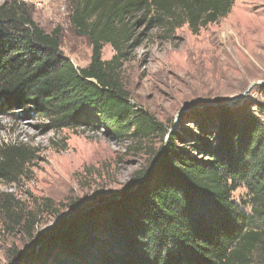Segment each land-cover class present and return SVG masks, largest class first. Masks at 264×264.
I'll return each mask as SVG.
<instances>
[{
  "label": "trees",
  "instance_id": "obj_1",
  "mask_svg": "<svg viewBox=\"0 0 264 264\" xmlns=\"http://www.w3.org/2000/svg\"><path fill=\"white\" fill-rule=\"evenodd\" d=\"M233 0H68L69 23L88 39L90 62L75 67L61 29L47 33L23 0L0 1V109H30L54 129L99 126L117 140L167 137L116 199L62 221L56 235L16 264H264V125L243 109L192 110L193 130L169 133L131 103L121 70L145 25L172 39L225 18ZM135 38V39H134ZM109 45L113 56L103 61ZM164 143V142H163ZM30 162L26 146H0V181L14 183ZM249 193V211L231 200ZM104 202V201H103ZM13 210L6 209L10 215ZM18 225L31 237L30 213ZM31 246V248H32ZM30 248V249H31Z\"/></svg>",
  "mask_w": 264,
  "mask_h": 264
},
{
  "label": "rangeland",
  "instance_id": "obj_2",
  "mask_svg": "<svg viewBox=\"0 0 264 264\" xmlns=\"http://www.w3.org/2000/svg\"><path fill=\"white\" fill-rule=\"evenodd\" d=\"M23 1L47 33L60 27L64 57L75 67H87L91 46L71 28L68 0ZM136 36L121 70L122 83L131 103L163 127L173 129L177 118L176 131L181 126L194 131L192 107H223L241 95L242 102L226 108L239 107L264 125V86L248 90L264 82V0H233L225 18L196 35L183 26L165 40L160 31L140 24ZM113 54L105 45L101 58L108 61ZM48 124L30 109H0V146L16 143L30 149L24 175L14 183L0 181V264H14L10 254L31 251L34 237L50 234L74 214L116 199L147 167L149 153L162 144L165 149L167 141V136H153L140 143L120 142L97 125L72 131ZM231 200L249 211L245 187ZM6 209L13 211L7 215ZM26 213L34 224L31 237L28 228L18 225Z\"/></svg>",
  "mask_w": 264,
  "mask_h": 264
},
{
  "label": "water",
  "instance_id": "obj_3",
  "mask_svg": "<svg viewBox=\"0 0 264 264\" xmlns=\"http://www.w3.org/2000/svg\"><path fill=\"white\" fill-rule=\"evenodd\" d=\"M253 86L262 87V86H264V82H262V83H257V84H252V85L249 87L248 90H250ZM243 99H244V95H241V96L235 98L234 100H232L231 102H229L228 104L221 105V106H223V107H234V106H237L240 102H242ZM198 108H199V107H192L191 109H192V110H197ZM184 112H185V111H181V112H179L178 115H177V117H178L180 114H183ZM177 120H178V119L176 118L174 128L170 131V133H172V132L175 130V128H176V126H177ZM168 136H169V135H168ZM168 136H167V137H168ZM162 151H164V149H163ZM105 202H106V201H105ZM105 202H104V203H105ZM104 203H102V204H104ZM97 205H99V203L93 205L92 207H89L88 209H86V210H84V211H80V212L74 214L73 217H72L71 219L75 218V217L78 216L79 214L84 213L85 211H88V210H90V209L96 207ZM55 235H56V231H55V229H54V231H52L50 234L41 237L40 242H39L38 245L35 247V251L38 250V248H39L41 245H43L45 242H47L49 239H51V238L54 237ZM14 264H16V262H15Z\"/></svg>",
  "mask_w": 264,
  "mask_h": 264
}]
</instances>
